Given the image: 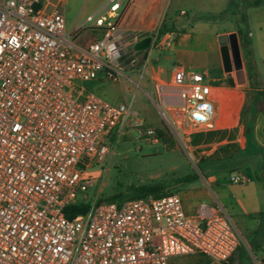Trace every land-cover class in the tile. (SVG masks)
I'll use <instances>...</instances> for the list:
<instances>
[{
    "label": "built area",
    "instance_id": "1",
    "mask_svg": "<svg viewBox=\"0 0 264 264\" xmlns=\"http://www.w3.org/2000/svg\"><path fill=\"white\" fill-rule=\"evenodd\" d=\"M66 5L0 0V264H169L192 254L231 264L243 239L222 207L201 204L188 214L178 194L124 202L87 196L99 182L87 172L115 153L109 139L141 121L132 105H114L85 84L146 69L152 50L171 34L151 36V47L137 51L147 36L126 38L121 1L70 30ZM84 29L100 37L75 49ZM208 77L174 67L163 113L171 129L214 128ZM144 137L161 142L154 128ZM81 203L88 212L69 219L67 209Z\"/></svg>",
    "mask_w": 264,
    "mask_h": 264
},
{
    "label": "rangeland",
    "instance_id": "2",
    "mask_svg": "<svg viewBox=\"0 0 264 264\" xmlns=\"http://www.w3.org/2000/svg\"><path fill=\"white\" fill-rule=\"evenodd\" d=\"M110 1L67 0L65 13L68 29L69 23L76 22L78 25L84 23L88 16L99 12ZM120 1L125 6L124 11L127 12L130 8H133V4L129 3V0ZM224 1L168 0L166 3L161 4L162 10L156 12L152 18L144 21L138 19L136 23H133L132 19L123 22L121 18L119 27L121 31L126 33L125 36L129 37L132 36L130 35L132 33L135 34L134 36L139 37L144 35L155 36L161 30H166V34H171V37L162 40L163 45L152 51L150 60L153 66H158L163 60V66L169 72L173 71L176 66H184L187 70L204 73H206L204 69L208 68L211 73H214L219 69L222 62V46L219 43V37L222 33L240 32L243 39L250 42L252 49L253 47L255 49L259 47V38L263 34L256 24L244 21V16L246 12L248 13V10L246 5L242 6L241 0H231L229 6ZM182 13H185V15H182ZM183 32L189 34V36L184 40L180 53L174 55L170 53V49L178 45ZM94 35V31H91V29H84L78 33L77 42L82 44ZM164 35L159 34V37L161 38ZM263 46L264 39L262 38L260 47ZM241 53L244 68L247 73L248 71L250 73V66L246 61L247 57L245 52L242 51V46ZM166 55H171V59L166 60ZM148 71V69L145 70L143 74L142 69L137 72L138 74H133L134 82H129L123 78L118 82L101 78L98 81L85 84L87 89L114 105L117 102L132 105V113H137L141 121L137 126H127L124 129V134L119 139L118 134L109 139L108 145L115 153L112 157L109 156L105 163L99 164L87 172L86 177L99 178L98 184L88 191L87 196L91 200L98 196L99 199L107 201L108 198L114 195H120V198L115 201L124 202L136 199L135 189L146 186L154 191H159L161 196L180 195L187 211L195 213L200 204L213 197L211 190L215 191L217 189V186L208 183L211 173L207 171V168L211 167L213 169L212 174L216 175H234L236 172L233 171L232 167H227L223 163L211 165L196 163L184 147L181 146L178 150L168 147L162 142V138L160 143L155 144L144 137L147 128L161 125L167 136L168 134L175 138L177 136L170 127L166 126L167 122L164 115H162L166 111L164 104L160 101L159 95L151 90V88L157 89V83L164 84V82L159 80L152 84L148 78L150 74V71ZM211 73L209 74L212 78L214 74ZM142 74L144 80L139 79ZM145 82L149 86L148 88L145 87ZM168 89L171 88H166L165 91H168ZM161 92L162 96L167 93L163 90ZM253 93V90H249L246 116L253 110L252 107L255 101L262 97L261 94ZM156 130L159 131L160 129ZM248 134L252 140L253 137L250 132ZM100 188L102 192L98 194ZM150 195L161 197L155 194ZM184 256L175 257L176 263H204V259L200 257L189 256L185 258Z\"/></svg>",
    "mask_w": 264,
    "mask_h": 264
},
{
    "label": "crops",
    "instance_id": "3",
    "mask_svg": "<svg viewBox=\"0 0 264 264\" xmlns=\"http://www.w3.org/2000/svg\"><path fill=\"white\" fill-rule=\"evenodd\" d=\"M167 1L129 0V3L133 4V8H130L127 12L124 11L125 6L121 1V18L123 22L132 19L133 23H136L138 19L147 20L152 18L156 12H160L162 10L161 4ZM251 1H258L260 4L247 7L248 13L246 12L244 21L256 24L263 34L259 38V47L256 49L253 47V50L251 46L252 57L246 59L247 62L250 60L248 64L252 67L250 73L249 71L247 73L244 68L246 82L244 84L238 83L236 71L232 69L234 68L232 56L230 68H227L222 56L219 69L214 73H211L208 68L204 69L206 74L209 75L208 81L213 86L214 128L197 130L185 124L181 130L172 128L174 134L177 135H175L176 138L170 134L167 136L165 131L162 136V142L168 147L178 150H180L181 146L184 147L196 163H204L206 165L223 163L227 167H232L233 171L236 172L234 175H216L212 174L213 169L208 167L207 171L211 173L208 183L217 186V189L215 191L211 190L213 197H209L211 199L202 203L224 208L239 228L243 241L232 257L231 264H264V106H256L254 104L252 107L251 113L256 114L254 129L250 131V135L253 137L252 140L249 138L245 126V110L249 103V90L264 95V46L260 47V40L264 39V0ZM224 3L229 6L231 5V0H225ZM241 4L244 7L243 0H241ZM69 24V30L81 25L76 22ZM232 33L238 34V40L240 41L239 32L237 31L224 32L222 35ZM94 34L91 39L86 40L82 44H79L76 38L72 46L75 49H84L92 40L100 37V33L97 30L94 31ZM124 34L126 35V33ZM130 35L132 36H126L128 40H132L135 37L134 33ZM144 36L151 37L150 35ZM188 36L189 34L187 33L183 34L178 45L170 49V53L174 55L180 53V48ZM239 43L241 45V42ZM165 58L170 60L171 55H166ZM142 69V67L138 66L133 71L129 70L127 78L124 77L123 79L134 82L133 74H138L137 72ZM147 69L150 71L148 78L152 84L159 80L164 82V84L157 83V89L151 88V90L159 95L160 101L166 109V94L174 92L171 88L173 71L169 72L163 66V60L158 66H153L150 60L149 66L143 71ZM209 73L214 74L212 78ZM143 74L140 75V80H144ZM249 75L252 76L251 79ZM144 85L146 88L149 87L146 82ZM166 88H171L172 90L168 89V91H165ZM162 90L167 92L165 95L163 94L164 96L161 94ZM117 104L124 103L117 102ZM166 126L169 127L168 124ZM154 128L155 130H162L163 127L161 125ZM233 176L247 178L248 182L245 184L234 183L231 180ZM184 208L188 214H194L187 211L185 204ZM189 256H197L204 259L203 264H212L210 259L204 255L192 254L184 257L187 258ZM169 264H177L175 257L170 259Z\"/></svg>",
    "mask_w": 264,
    "mask_h": 264
},
{
    "label": "trees",
    "instance_id": "4",
    "mask_svg": "<svg viewBox=\"0 0 264 264\" xmlns=\"http://www.w3.org/2000/svg\"><path fill=\"white\" fill-rule=\"evenodd\" d=\"M243 3L247 7L260 4V2H258V1H251V0H243ZM159 34L160 35L166 34V30H163V31L161 30L159 32ZM183 34H185V32H183ZM239 36H240V42H241L242 50H243V52H245L246 57L250 59L252 57L251 44H250V42H247L246 40L243 39L240 32H239ZM222 53H223V59H224L225 65L227 66V68H230L231 67V57H230L229 50L226 47H224V48H222ZM250 70L252 71V67H250ZM251 77L252 76L249 75L250 79H251ZM261 95H263V94L261 93ZM255 104H256V106H264V95L260 99L255 101ZM245 113H246V110H245ZM255 119H256L255 113L252 114L250 112L248 114V116L245 115V126H246V132L247 133H249L250 131H252L254 129ZM157 134L160 138H162L164 132L162 130H159V131H157ZM135 194H136V199L146 197L150 194H155L156 196H161V193H159V191H154L152 189L147 188L146 186H141V187L136 188ZM119 196L120 195H114V196L108 198L107 201L116 200V199L120 198ZM89 207H90L89 205L83 204V203H81L79 205L71 206L66 211L67 217L69 219H73L78 215L86 214L89 210Z\"/></svg>",
    "mask_w": 264,
    "mask_h": 264
},
{
    "label": "water",
    "instance_id": "5",
    "mask_svg": "<svg viewBox=\"0 0 264 264\" xmlns=\"http://www.w3.org/2000/svg\"><path fill=\"white\" fill-rule=\"evenodd\" d=\"M219 43L222 48L226 47L231 52L234 70L236 71V77L239 84L246 82V75L242 60L240 43L238 40V34L232 33L229 35H221L219 37ZM152 37H146L136 45L137 51H144L151 47Z\"/></svg>",
    "mask_w": 264,
    "mask_h": 264
}]
</instances>
